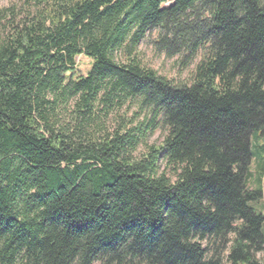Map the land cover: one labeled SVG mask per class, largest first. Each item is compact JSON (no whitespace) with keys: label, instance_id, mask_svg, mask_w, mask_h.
I'll list each match as a JSON object with an SVG mask.
<instances>
[{"label":"trees","instance_id":"1","mask_svg":"<svg viewBox=\"0 0 264 264\" xmlns=\"http://www.w3.org/2000/svg\"><path fill=\"white\" fill-rule=\"evenodd\" d=\"M25 4L0 13V264H211L209 241L259 264L264 0ZM152 34L185 80L142 65Z\"/></svg>","mask_w":264,"mask_h":264},{"label":"rangeland","instance_id":"2","mask_svg":"<svg viewBox=\"0 0 264 264\" xmlns=\"http://www.w3.org/2000/svg\"><path fill=\"white\" fill-rule=\"evenodd\" d=\"M171 2V1H170ZM168 2V3H170ZM27 4H25V0H0V13L4 9L14 8L18 10V12H24L27 8ZM154 34L147 36L138 46L136 50V55H138L142 65L147 68L154 70L158 75L165 77L168 80H185L189 76V72L193 69L195 60L193 62L184 64L181 61L180 56L167 57L163 52H157L154 48ZM181 60V61H180ZM91 67V60L84 56H79L76 58V73L78 76H84ZM126 107V106H124ZM137 106L133 104L131 107V111H129L126 115L127 118L130 116H137L135 118V124L145 122V120L150 119V115L144 111L140 112L136 110ZM137 112V113H135ZM139 113V114H138ZM157 126L152 130L148 131L144 142H142L138 149L137 154L141 153L145 150V145H158L162 142L163 136L165 135V129L159 122L156 124ZM164 129V130H163ZM163 159L159 160V168L160 171H165V175L171 177L172 172L170 169H165ZM258 165L257 160H253L250 166V177L247 182L248 189H256L259 187L260 189V198L254 204V207L259 211L264 217V169L259 178L256 175V167ZM253 205V204H251ZM264 231V225H263ZM232 238V235L229 236V239ZM202 246L206 250V261L211 264H230L227 261L230 242L226 244H222L219 241H209L203 242ZM255 259L259 264H264V244L261 245V250L255 254Z\"/></svg>","mask_w":264,"mask_h":264}]
</instances>
